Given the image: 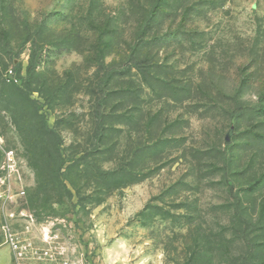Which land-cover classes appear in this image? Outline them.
<instances>
[{
    "label": "rangeland",
    "instance_id": "1",
    "mask_svg": "<svg viewBox=\"0 0 264 264\" xmlns=\"http://www.w3.org/2000/svg\"><path fill=\"white\" fill-rule=\"evenodd\" d=\"M0 264H264V0H0Z\"/></svg>",
    "mask_w": 264,
    "mask_h": 264
},
{
    "label": "built area",
    "instance_id": "2",
    "mask_svg": "<svg viewBox=\"0 0 264 264\" xmlns=\"http://www.w3.org/2000/svg\"><path fill=\"white\" fill-rule=\"evenodd\" d=\"M6 78L9 82H17V78L14 76V71L12 69L8 71Z\"/></svg>",
    "mask_w": 264,
    "mask_h": 264
},
{
    "label": "trees",
    "instance_id": "3",
    "mask_svg": "<svg viewBox=\"0 0 264 264\" xmlns=\"http://www.w3.org/2000/svg\"><path fill=\"white\" fill-rule=\"evenodd\" d=\"M155 10H157V9H155ZM150 21L151 20H149L148 24H146L144 27H149L150 26ZM34 67H35L34 63L31 62V65L29 66V72L30 73L32 72V70L34 69Z\"/></svg>",
    "mask_w": 264,
    "mask_h": 264
},
{
    "label": "water",
    "instance_id": "4",
    "mask_svg": "<svg viewBox=\"0 0 264 264\" xmlns=\"http://www.w3.org/2000/svg\"><path fill=\"white\" fill-rule=\"evenodd\" d=\"M230 138V135L228 134L227 137H226V141L229 142V139Z\"/></svg>",
    "mask_w": 264,
    "mask_h": 264
}]
</instances>
